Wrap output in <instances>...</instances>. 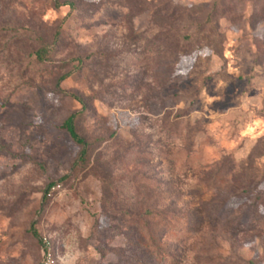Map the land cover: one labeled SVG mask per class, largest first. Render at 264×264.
<instances>
[{
	"label": "rangeland",
	"instance_id": "rangeland-1",
	"mask_svg": "<svg viewBox=\"0 0 264 264\" xmlns=\"http://www.w3.org/2000/svg\"><path fill=\"white\" fill-rule=\"evenodd\" d=\"M58 2L0 0V264H264V0Z\"/></svg>",
	"mask_w": 264,
	"mask_h": 264
},
{
	"label": "trees",
	"instance_id": "trees-1",
	"mask_svg": "<svg viewBox=\"0 0 264 264\" xmlns=\"http://www.w3.org/2000/svg\"><path fill=\"white\" fill-rule=\"evenodd\" d=\"M54 7L55 8H60L62 6H70L72 7L70 4H60L58 2V0H52ZM59 36V31L56 33V37L55 40L53 42L52 45L45 47V48H41L39 49L36 53V59L39 63L42 64H50V56L54 53L55 49H56V38ZM77 68H81V62L78 63ZM72 75V73H67L66 75L62 76L59 80V82H63L65 80H67L70 76ZM74 100L81 102V100L76 97V96H71ZM78 113L77 114H73L70 115L62 124L61 128L68 134V136L70 137V139L72 140V142L77 145L78 147H80V152H79V156H78V162H84L87 159L88 156V144L86 143V141L84 139H82L76 129V120L78 119ZM52 185H50L45 192V197H46V193L47 190L51 187Z\"/></svg>",
	"mask_w": 264,
	"mask_h": 264
},
{
	"label": "built area",
	"instance_id": "built-area-1",
	"mask_svg": "<svg viewBox=\"0 0 264 264\" xmlns=\"http://www.w3.org/2000/svg\"><path fill=\"white\" fill-rule=\"evenodd\" d=\"M61 190L60 184L52 185L46 193V199H53L54 196ZM41 264H54L53 251L50 243V239L43 238V262Z\"/></svg>",
	"mask_w": 264,
	"mask_h": 264
}]
</instances>
